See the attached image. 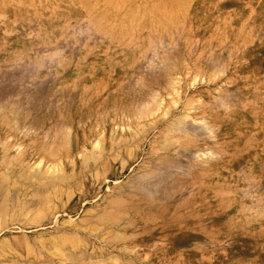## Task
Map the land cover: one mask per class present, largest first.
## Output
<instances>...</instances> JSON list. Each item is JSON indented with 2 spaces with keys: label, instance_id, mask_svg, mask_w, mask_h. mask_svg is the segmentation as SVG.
Returning a JSON list of instances; mask_svg holds the SVG:
<instances>
[{
  "label": "rangeland",
  "instance_id": "374dc122",
  "mask_svg": "<svg viewBox=\"0 0 264 264\" xmlns=\"http://www.w3.org/2000/svg\"><path fill=\"white\" fill-rule=\"evenodd\" d=\"M0 264H264V0H0Z\"/></svg>",
  "mask_w": 264,
  "mask_h": 264
}]
</instances>
